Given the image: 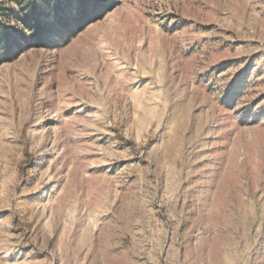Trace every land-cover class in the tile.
Returning a JSON list of instances; mask_svg holds the SVG:
<instances>
[{
  "label": "rangeland",
  "instance_id": "1",
  "mask_svg": "<svg viewBox=\"0 0 264 264\" xmlns=\"http://www.w3.org/2000/svg\"><path fill=\"white\" fill-rule=\"evenodd\" d=\"M106 6L0 0L76 21L0 54V264H264V0Z\"/></svg>",
  "mask_w": 264,
  "mask_h": 264
},
{
  "label": "snow or ice",
  "instance_id": "2",
  "mask_svg": "<svg viewBox=\"0 0 264 264\" xmlns=\"http://www.w3.org/2000/svg\"><path fill=\"white\" fill-rule=\"evenodd\" d=\"M44 2L47 3L48 0H44ZM75 2L79 5L84 15L95 12H99L100 15H103L109 10L106 6L108 0H75ZM75 22L76 21L73 19L67 17H54L42 20L41 25L36 26V31L33 33H29L24 27L0 30V54L5 50L14 48L26 40L37 37L43 38L46 34L60 29H70ZM27 27L32 28L34 25L28 24Z\"/></svg>",
  "mask_w": 264,
  "mask_h": 264
},
{
  "label": "trees",
  "instance_id": "3",
  "mask_svg": "<svg viewBox=\"0 0 264 264\" xmlns=\"http://www.w3.org/2000/svg\"><path fill=\"white\" fill-rule=\"evenodd\" d=\"M30 19H31V17L30 18L28 17V20H30ZM40 25H41V22L38 21V22L35 23V26L33 28H36V26H40ZM0 30H6V29L0 26ZM10 56H11V51L10 50H5V57L9 58Z\"/></svg>",
  "mask_w": 264,
  "mask_h": 264
}]
</instances>
